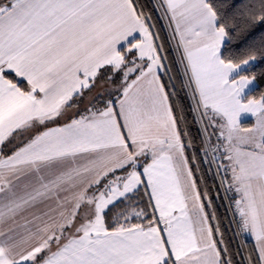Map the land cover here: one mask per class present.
Returning a JSON list of instances; mask_svg holds the SVG:
<instances>
[{"label":"snow or ice","instance_id":"snow-or-ice-1","mask_svg":"<svg viewBox=\"0 0 264 264\" xmlns=\"http://www.w3.org/2000/svg\"><path fill=\"white\" fill-rule=\"evenodd\" d=\"M262 85L264 0H0V264H264Z\"/></svg>","mask_w":264,"mask_h":264},{"label":"trees","instance_id":"trees-1","mask_svg":"<svg viewBox=\"0 0 264 264\" xmlns=\"http://www.w3.org/2000/svg\"><path fill=\"white\" fill-rule=\"evenodd\" d=\"M145 3H148V0H144ZM151 8V4H149V9ZM153 16L155 17L154 23L157 25V29L160 31V34L162 37H165V40L167 38V32L165 28V22L163 20H160L158 18L157 13H153ZM167 47V43L165 44ZM169 55L171 56L172 53L169 52ZM256 71H260V69H256ZM264 87V85H262ZM184 105H185V111L187 112V105L188 101L184 100ZM187 119L189 121V128L192 132L193 135H196V127L191 124V114L188 113ZM197 139H199L197 137ZM199 175V174H198ZM205 181L207 182L208 186L211 188L210 195L213 197V205L216 210V215L219 218L220 224H221V230L224 232V240L226 244H231L233 250H235V246L238 242L239 239L238 237L233 236V231L232 229L234 228L233 225H230L229 221L232 220L231 215L228 211V208L226 206L225 200L222 198V191L220 190V195H216V188L213 187L214 184L218 183V181L213 180L210 174L205 175L204 177ZM211 210V209H209ZM252 247V241L247 237V245H246V250L250 249ZM239 259V257L237 258Z\"/></svg>","mask_w":264,"mask_h":264},{"label":"built area","instance_id":"built-area-1","mask_svg":"<svg viewBox=\"0 0 264 264\" xmlns=\"http://www.w3.org/2000/svg\"><path fill=\"white\" fill-rule=\"evenodd\" d=\"M222 191V190H221ZM222 195H223V191H222ZM225 200V199H224ZM225 203H226V206H227V208H228V205H229V201H227V200H225ZM228 211H229V213H230V215H231V218H233L232 217V212L229 210V208H228ZM239 239H244V237L243 236H241V237H238Z\"/></svg>","mask_w":264,"mask_h":264},{"label":"crops","instance_id":"crops-1","mask_svg":"<svg viewBox=\"0 0 264 264\" xmlns=\"http://www.w3.org/2000/svg\"><path fill=\"white\" fill-rule=\"evenodd\" d=\"M248 238L252 241V246L254 245V240L250 237V236H248Z\"/></svg>","mask_w":264,"mask_h":264},{"label":"rangeland","instance_id":"rangeland-1","mask_svg":"<svg viewBox=\"0 0 264 264\" xmlns=\"http://www.w3.org/2000/svg\"><path fill=\"white\" fill-rule=\"evenodd\" d=\"M234 226V225H233ZM244 239H245V237H244ZM243 240V239H242Z\"/></svg>","mask_w":264,"mask_h":264}]
</instances>
